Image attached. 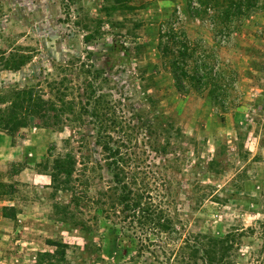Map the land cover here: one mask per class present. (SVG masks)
<instances>
[{"label": "rangeland", "instance_id": "374dc122", "mask_svg": "<svg viewBox=\"0 0 264 264\" xmlns=\"http://www.w3.org/2000/svg\"><path fill=\"white\" fill-rule=\"evenodd\" d=\"M171 26L220 61L222 104L211 84L178 91L158 48ZM21 89L48 113L0 129V264H205L185 241L228 232L215 264H264V0H0V108ZM102 125L133 198L177 233L120 204ZM66 153L73 191L51 176Z\"/></svg>", "mask_w": 264, "mask_h": 264}, {"label": "trees", "instance_id": "16d2710c", "mask_svg": "<svg viewBox=\"0 0 264 264\" xmlns=\"http://www.w3.org/2000/svg\"><path fill=\"white\" fill-rule=\"evenodd\" d=\"M200 1L204 3L208 0ZM223 31H227V29H223ZM161 37L162 39L159 42L158 48L165 67H168L172 73L178 91L186 92L188 89L202 90L206 87V85L211 84V99L218 104H222L224 98L229 95L228 88L231 86V83H229L228 86L223 84V81L226 80L227 77L225 78L224 72H220V61L207 55L206 49L202 48V46L198 43H193L187 37L185 31L176 29L174 26H171L163 33L161 32ZM166 37L167 39L164 40ZM112 49L115 51H122L125 57H129L131 53L130 47H126L124 45L118 46L115 42L113 43ZM26 94L29 95L31 93L29 91L26 92V89H21V109H19L16 104L0 108V129L13 133L20 127L22 128L27 126L30 115H40L41 112L46 114L48 113L47 109H41V107L36 110H33L31 107L25 109L24 95ZM46 114L42 116H46ZM100 128H102V131L98 132L100 134L99 137L101 138L98 141L103 144V148L109 152L108 157L112 159L110 165L113 168V178L121 190L118 195L120 204H123L125 209L132 208V210L137 211L138 214H140L141 211L144 213V215L141 214L136 216V219L141 224V229H144V226L146 225L152 224L150 227L152 229H158L164 232L173 231L177 233V230H175L172 225V220L163 219L161 221L159 214L155 211L150 209H141L139 200L133 198V191L130 189L129 183L120 177L122 171H120L119 166L121 159L118 148L114 149L109 141L102 138L109 137L107 134H103L106 132V126L102 125ZM71 155V153L59 154L53 159V163L50 168L51 176L56 188L64 190L67 189L68 191L74 190L73 172L75 170V165ZM213 163H216V159L214 157L207 162L205 169L210 170ZM61 208L68 211V213H71L72 218L76 217L75 212L70 210L69 205H63ZM235 235L236 234L232 232H228L222 237H214V235L211 234L199 233V240H190L191 243L189 240H186L185 247L190 248L191 253L188 255L193 254V256H195L199 253L202 262L205 264H215L217 260H223V257H218L217 254L219 252L223 251V253H226L233 247L232 243L236 237ZM53 244L58 246L57 243ZM111 245L112 242L108 239L107 252L111 251ZM131 245L133 246L132 248L138 246L133 242ZM190 258L191 257L184 260L181 259V262L190 260ZM186 262L188 263V261Z\"/></svg>", "mask_w": 264, "mask_h": 264}]
</instances>
